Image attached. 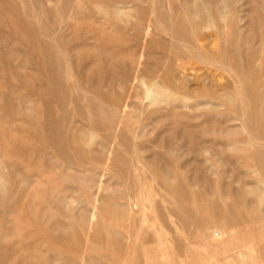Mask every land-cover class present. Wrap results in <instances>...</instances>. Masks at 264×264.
<instances>
[{"label": "rangeland", "instance_id": "374dc122", "mask_svg": "<svg viewBox=\"0 0 264 264\" xmlns=\"http://www.w3.org/2000/svg\"><path fill=\"white\" fill-rule=\"evenodd\" d=\"M187 1L0 0V264H264V0Z\"/></svg>", "mask_w": 264, "mask_h": 264}, {"label": "bare ground", "instance_id": "6f19581e", "mask_svg": "<svg viewBox=\"0 0 264 264\" xmlns=\"http://www.w3.org/2000/svg\"><path fill=\"white\" fill-rule=\"evenodd\" d=\"M217 1L218 3L214 4L212 2L197 3L187 1L184 4V10L191 20L198 18L204 24L211 25L212 23H216L215 19L212 17V13L218 20H224L226 15V13L223 12V3L225 2V0ZM220 4L223 5V7H221ZM114 13L116 14V16H119L118 14L120 12L118 10H115ZM158 19L167 24L166 19L162 15H158ZM169 29L173 33H175L176 31L175 27L171 25ZM233 34L235 35V37L230 38V42L231 40H233V43H230L228 49L232 54H235L238 52L240 44L237 42L239 41L238 35L235 32H233ZM236 76H238V72L236 73ZM235 92H238V95ZM159 95L160 93L155 94L154 96L157 98ZM227 98L228 100L224 99V101L227 102L228 105L233 106V110L235 113H239V111L243 112L244 121L242 122V127L247 125L249 129L247 135L248 140L246 139L247 145H233L231 146V150L235 152L240 159L248 160L250 163H252V166L257 169L258 178L262 183L254 185L249 191L256 200H258L261 204H264V145H262L261 148H256L253 144L255 138L264 140V94L257 91L251 84H247L246 86H242L241 88L235 87L234 92L230 93ZM156 100L157 99H153L154 102ZM239 103L241 104V106L238 108ZM212 207L213 210H218L214 204H212ZM262 212H264V210L257 209L256 206H251L247 215H240L236 218L260 217L257 216V214ZM225 218L234 217L225 215ZM88 264H97V261H88Z\"/></svg>", "mask_w": 264, "mask_h": 264}]
</instances>
